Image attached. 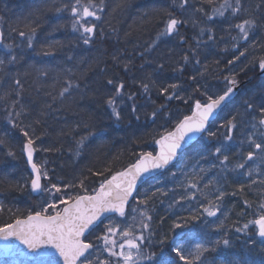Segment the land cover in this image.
<instances>
[{"label": "snow or ice", "instance_id": "obj_1", "mask_svg": "<svg viewBox=\"0 0 264 264\" xmlns=\"http://www.w3.org/2000/svg\"><path fill=\"white\" fill-rule=\"evenodd\" d=\"M203 2L214 5L215 0H203ZM173 4L180 10L181 15L177 16L171 11L167 13L168 18L163 22L164 27L157 32L155 39L146 43L144 51L139 53L144 61L139 67L143 78L137 79L133 75L132 80L142 90L143 94L147 95L153 88H156L158 95L164 98V103L153 107L151 112L147 114V118L153 123L157 118H164L165 121L171 120L170 102L173 100L182 101V103L189 105L191 115L185 114L182 119L175 122V126L171 130L165 128L158 138L154 137V143L158 148L155 153H140L134 163H130L122 170L113 172L111 168L105 169L111 175L105 176L99 183V187L94 188L91 194L87 192L84 183L87 177L79 179V186L84 194L71 196L67 195L61 186L51 181L47 169L42 171V166L37 165L34 161V152L38 150L36 141L40 140L44 133L37 135L35 126L42 123L41 117L47 115V110L54 109L58 100L62 103L72 97L74 93H85L89 87L86 83L89 74L95 72L96 68H99L101 73L105 72V69L99 67L97 61H89L86 58H77L72 55L67 56V60L73 62L72 67L35 69L38 76L45 78H48L51 72H56V75L52 77V83L47 85L53 91L44 93L49 99L41 102L37 115L31 123L24 124L22 118L30 114V109L28 104L23 103L22 93L25 89L24 82L19 78L20 73L18 71L14 73L12 69L23 59L21 53H17L16 49L23 51L24 42H26L28 49L35 50V41L41 25L37 21H32L25 22L23 28H12L11 32L17 33L21 42L5 43L2 39L4 34L0 32V47L6 54L4 58H0V72L4 73L5 76H10L15 85L0 99L11 100L6 108L7 121L13 128H19L20 135L25 138L21 151L26 155L27 163L31 168V174L25 178L24 184L17 183L14 186L9 184V188L16 191H27V184L30 182L28 195L31 197L36 194L47 205L42 210L35 211L34 214L29 212L25 218L16 217L13 223L0 227V240L15 238L35 257L46 258L40 260V264H264V254H262L264 253V188L259 190L253 188L257 183L264 185V169L257 171L252 166L257 160L264 163V86L259 89L258 103L254 93L245 94L246 98L237 108L236 114L227 120L226 124L221 125L226 131L218 135V132L210 130L209 125L214 120L217 111L221 109L222 104L236 94L235 89L239 82L234 74L229 73L223 77L225 84L223 93L213 92L212 89L215 85L210 84L207 79L211 65L201 59L202 56L206 59L207 55L210 54V49L213 46H218L214 35L216 18H220L222 23L227 25L223 31L230 36L232 41L233 57L227 61L229 66H234L241 58L248 59L251 55L249 49L254 53L264 48V43H261V40L264 39V0H255L254 4L248 0H222V3L219 6H213L210 12L202 6L197 7L195 4H190L189 0H173ZM127 7L126 2H117L111 9V13L124 11ZM65 10H69L73 17L71 30L73 33H78L79 42L84 45L91 44L97 34V28H100V38L102 40L105 38L103 28L98 23L91 22H100L104 19L102 14L107 10L105 0H99L98 3L96 0H73L71 4H64L63 7L55 9L57 13H62ZM189 11L200 13L209 23H198L197 19L190 18L193 26L199 29V35L194 37L195 44L189 45L188 52L182 55L183 63L177 60L172 72L179 73L182 77L189 65H192L194 71L189 73L186 79L179 80V82H168L165 86L160 84L157 79L165 71L163 60L155 61V67L151 72H147L145 65H151L154 62L150 58H145V54L155 52L159 44L165 42L162 38L174 39L179 37L181 45L186 43V37L180 34L179 26L188 24L189 20L183 18V14ZM237 18H241L239 22H235ZM232 29L237 31L236 35L231 34ZM206 34L207 39L204 40L203 37ZM224 39L225 37L221 36V40ZM57 44L60 42L49 43L46 48L36 52V55L45 57L55 55ZM60 46L63 47L62 44ZM222 50L226 51L227 49ZM170 54L171 50H169V56ZM112 59L117 64L120 63L119 57L113 56ZM214 63L217 67L219 66L218 60ZM251 63L258 64L259 70L264 73V55L253 56ZM94 64L96 65L95 68L93 67ZM218 70L220 73L223 72V69ZM123 71L125 73L132 72L131 60L124 63ZM27 74V72L24 73V75ZM46 84L47 80L41 82L36 88V93L39 94ZM57 84L60 85L58 92L55 91ZM107 85L114 87V92L107 95L104 101L111 109V115L117 121L122 119L119 108L122 103L126 102L124 100L126 96V100L132 102V113L139 120L138 113L141 105L137 103L138 94L135 92L126 93L123 80L117 81L108 78ZM12 96H15V99H11ZM200 97H204V99ZM31 103L35 104L36 101L32 100ZM152 103L155 104V101ZM18 104L20 108L17 111L15 107ZM84 126L89 127L88 124ZM238 129H249L246 140L242 139L240 144L246 143L251 150L244 153L242 160L231 165L228 153L234 147L237 148L238 153L242 151L241 148L237 147L234 139ZM91 135L94 133L89 131L87 135L80 137L77 141L75 155H79V149L85 145V141ZM220 136L223 137L222 141ZM196 137H202L205 140H217L214 150L206 149L198 155L199 160L204 161H209L210 156L215 158L208 163L207 168L200 166L199 171L201 173L207 175L214 169H218V171L213 179L208 180L204 185L205 188H209L208 192H204L199 187L203 176L199 179H193L187 184L185 194L181 195L169 207L179 205L183 200H192L199 196L207 201V205L202 207L200 215L206 214L207 217H217L218 213L222 211L226 196L242 194L245 209H251L254 201L246 198L245 189L247 188L252 193H258L259 202L256 209L251 213L253 218L242 225L237 222L231 229V231L247 237L244 241L243 254L225 251L231 249L233 244L227 238L229 230L225 228L224 221H221L214 229L217 232L223 230L221 239L213 240L210 236H205L202 242L195 243V246L191 248L176 240L167 251L162 247L159 252L151 251L150 248L145 247V245L152 244V240L147 239L145 233L149 237L153 235L151 227L153 218L150 215V211L153 209L149 207V203L157 192L161 195H167L161 189H156V192L151 193V195L145 193L143 199H138L136 206H132V213L137 214L140 218L137 229L134 230L132 224L122 227L123 221L128 217L126 207L129 206L130 198L133 197L134 192H138V182L142 180L145 174L156 170L160 172L167 170L168 166L181 155V150L190 145ZM4 143L5 141L0 140V144ZM51 150L44 149V151ZM7 155L13 159L17 158L16 152L11 149L8 150ZM199 160L197 165H199ZM229 173L233 175L230 176ZM254 174L260 176L261 179L257 181ZM92 175L104 176V172L92 171ZM221 179L224 183L231 180L237 186L236 191L226 192L223 185H220ZM42 180H47L49 183L44 184ZM64 187L72 188L76 185L70 183ZM189 189L193 191L189 192ZM57 200L59 204L64 205L63 208L58 207ZM49 209L52 211L49 212ZM116 216L122 218L121 222L118 223L115 220ZM132 219L135 221L136 215H133ZM225 219H227L226 214ZM104 220H107V223H104ZM100 224H103V230L96 235V229ZM183 227H186V224H174L176 229ZM136 230L140 232L139 235L135 234ZM92 235H95V240L99 243H93L87 239L88 236ZM117 235L122 238L119 244L115 239H112ZM164 243V240L160 241L161 245ZM254 245L260 248V253L256 255L252 254V246ZM117 247L120 251H116ZM4 250L7 254L12 253V249L8 245H5ZM103 253H107L108 258H101ZM209 253H219V255L210 257ZM225 256L227 259H224Z\"/></svg>", "mask_w": 264, "mask_h": 264}, {"label": "trees", "instance_id": "obj_2", "mask_svg": "<svg viewBox=\"0 0 264 264\" xmlns=\"http://www.w3.org/2000/svg\"><path fill=\"white\" fill-rule=\"evenodd\" d=\"M73 0H0V19L3 20L4 25V42L15 43L21 42V38L17 33L11 32L14 27L23 28L25 22L37 21L41 26L38 29L37 39L35 41L36 48L28 49L26 42L23 51L16 49L17 53H21L23 59L12 69V71L19 72V78L24 82L25 91L22 93L23 103L29 105L30 114L22 118L24 124L31 123L36 117L37 111L41 106V102L49 98L44 95L46 91H53L47 85L52 83V77L56 75L53 71L48 78L38 76L35 69L48 68L59 69L72 67L73 62L67 60L68 55L77 58H86L89 61H97L99 67L104 68L105 72L101 73L99 68L95 72L89 74L86 81L88 90L85 93H74L72 97L64 100L62 103L58 100L54 109L47 110V115L41 117L42 123L36 127V134L41 135L40 140L36 141L38 150L35 151V162L42 166V171L47 169L52 182L57 183L62 187L67 195L75 196L77 194L83 195L84 191L79 186V179L87 177L85 185L87 192L92 193L94 188L99 187V183L110 176L111 173L105 171L111 168L112 171L122 170L130 163H134L142 152L155 153L154 137L158 138L159 134L164 129L171 130L175 126V122L182 119L185 114L190 115L191 110L189 105L182 103V101L173 100L170 102L171 120L165 121L164 118H157L155 123L147 118L153 107L164 103V98L158 95L157 89L153 88L147 95L142 93V90L133 83L132 77L135 75L137 79H142L143 75L139 71L140 65L144 62L139 53L144 51L146 43L151 42L156 38L157 32L164 27V21L167 20L169 11L175 15L180 16V10L174 6L173 0H105L107 10L102 14L104 19L98 23L105 32V38L102 40L99 36L100 28H97V34L93 38V42L89 45H84L79 42L78 33H73L71 24L73 17L69 10L62 13L55 11L58 7H63L64 4H71ZM98 3L99 0H96ZM117 2H126L128 7L124 11H117L111 13V9ZM254 4L255 0H248ZM190 4H195L197 7H204L207 11H211L213 6H219L222 0H215L214 5L204 3L203 0H189ZM147 14V15H145ZM228 15V13H226ZM183 18L188 19L187 25H180L179 32L186 37V43L181 45L179 37L176 38H162L165 42L160 43L157 50L153 53H146L145 58H150L154 63L145 65L146 71L151 72L155 67V61L163 60L165 71L158 76L160 84L168 82H179V80L186 79L189 73L194 71L192 65L185 69L184 76L179 73H173L172 68L175 62L179 60L181 63L182 55L188 52L189 45L195 44V36L199 35V29L194 27L190 18L197 19L198 23H209L205 21L200 13H193L189 11L183 14ZM242 18V17H241ZM241 18H237L235 22H239ZM227 25L223 24L220 18H216L214 26V35L218 42V46H213L210 49V54L206 59L202 56L201 59L205 63L211 65L209 68L208 82L215 87L213 92L222 94L225 90L223 77L234 74L239 83L252 79L245 87H243L236 99L231 102L224 111L219 115L217 120L210 127L213 132L223 133L226 131L221 125L226 124L227 120L231 119L236 114L237 108L241 105L246 93H254L256 95L257 103L259 102V89L264 86V77H257L258 64H252L253 56L264 55V48L252 52L248 59L241 58L234 66H229L227 61L232 59V41L230 36L223 31ZM114 29V30H113ZM232 35H236L235 29L231 30ZM221 36L225 39L222 41ZM207 39V34L203 37ZM60 42L56 45L55 55L42 56L36 55V52L46 48L49 43ZM211 44V42H209ZM264 43V39L261 40ZM63 45L61 47L60 45ZM222 49H227L223 51ZM169 50L171 54L169 56ZM117 56L120 63L117 64L112 57ZM4 52L0 49V58H4ZM129 60L132 61V72L125 73L123 71L124 63ZM219 61V66L214 63ZM34 66V67H32ZM11 67V66H10ZM95 68L96 65L94 64ZM237 69L236 72L233 69ZM218 69H223L220 73ZM27 72V75L24 73ZM113 78L117 81L123 80L125 83V92H135L138 94L137 103L141 105L139 109L140 119L131 111V101L126 100L120 105L119 110L122 113V119L117 121L111 115V109L106 105L105 97L114 92V87L107 85V79ZM47 80V84L41 89L40 93H36V88L41 82ZM82 83H85L82 81ZM15 85L10 76H5L0 72V98L5 96L6 92L13 89ZM60 85L57 84L55 89L59 91ZM99 89V91H97ZM204 99V97H200ZM11 99H15L12 96ZM36 103L32 104L31 101ZM155 101V104L152 103ZM11 100L0 99V140L5 141L0 144V227L8 223H13L16 217L25 218L29 212L42 210L47 205L43 203L40 197H30V187L27 184V191H16L9 188V184L16 185L17 183L24 184L25 178L29 176L27 166L24 162L23 153L21 151L25 138L20 135L19 128H13L7 121L6 108ZM20 105H16L15 110H19ZM239 120V117H237ZM88 124L89 127L84 125ZM91 131L94 135L88 136L85 145L79 149V155H75L77 150V141L81 136L87 135ZM249 129L236 130L235 142L237 147L241 148V152H237L234 147L229 155V163L234 165L238 160H242L244 153L249 149L245 143L240 144V141L246 140V135ZM204 138L184 153L179 161L167 172L149 181L136 195L134 201L128 209V217L123 221L122 226L127 225L132 211V206H135L138 199H143L145 193L151 195L156 192V189H161L167 195L156 193L155 197L149 203L152 216L151 227L152 236L145 233L147 239L152 240L151 245H145L151 251L159 252L163 247L166 251L176 240L184 243L188 247H194L195 243L202 242L205 236H210L213 240L221 239L223 230L217 232L214 229L221 221H224L225 228L229 230L228 237L233 244L231 249L225 250L227 252L243 254L244 241L247 237L231 231L233 226L239 222V225L247 222L253 218L251 213L256 209L258 201V193L249 192L245 189L246 198L254 201L251 209H245L242 194L236 196L228 195L222 205L221 213L217 217H207L200 215L202 207L207 205V201L197 196L192 200H183L181 204L169 207L174 204V201L179 199L181 195L185 194L187 184L193 179L200 180V189L208 192L209 188L204 185L208 180H212L218 169H214L205 175L199 171L200 166L208 167V163L213 161L214 157H209V161L199 160V153L206 151V149H213L217 145V140H206ZM220 140L223 137L220 136ZM11 149L16 152V159L7 155L8 150ZM44 149H52L51 151H44ZM199 160V165L197 161ZM218 163V161H216ZM251 163V162H250ZM259 171L264 169V163L257 160L252 165ZM92 171L104 172V176H93ZM175 173V175H173ZM229 175H233L229 173ZM254 178L259 181L260 176L254 174ZM48 184L49 181L43 180ZM75 184L76 187L65 188V185ZM220 185L223 189L232 193L236 191L237 186L230 180L228 183L220 180ZM219 186V185H217ZM253 188L259 190L264 188V185L257 183ZM213 191L215 189H212ZM189 192L193 190L189 189ZM59 196V194H57ZM163 201V203H161ZM58 207L63 208L64 205L59 204ZM143 207V206H140ZM52 210L49 209V212ZM242 213H244L242 215ZM225 214L227 219H225ZM198 217V218H197ZM190 218V219H185ZM122 218H115L116 221L121 222ZM207 221V223H205ZM175 223L186 224V227L176 229ZM103 230V225L96 230V235ZM95 235L90 236L93 243L97 241L92 239ZM120 243L121 237H113ZM164 240L163 245L160 241ZM116 251H120L117 247ZM260 253L258 246H252V254ZM264 254V253H262ZM95 255V253H94ZM210 257H217L219 253H209ZM101 258H108L107 253H103ZM224 259H227L225 256ZM28 264L16 263L13 261L0 262V264ZM29 264H40L37 263Z\"/></svg>", "mask_w": 264, "mask_h": 264}, {"label": "water", "instance_id": "obj_3", "mask_svg": "<svg viewBox=\"0 0 264 264\" xmlns=\"http://www.w3.org/2000/svg\"><path fill=\"white\" fill-rule=\"evenodd\" d=\"M0 32H2V29H1V26H0ZM4 40V36L2 38ZM1 48V47H0ZM258 77H264V73H261V71L259 70L258 68V74H257ZM251 80H248L247 82H250ZM247 82H243L241 83L240 85L238 84V87L235 89V95L229 99V100H226L223 104H222V107L221 109H219L216 113V116L214 118V120L210 123L209 127L212 126V124L217 120L218 116L220 115V113L226 108V106L228 104H230L232 101H234L237 97V94L239 93L240 89L245 86L247 84ZM191 115V114H190ZM202 137H196L195 140L190 144V145H187L185 146L182 150H181V155L186 153L189 149H191L194 145H196L198 143V141L201 139ZM155 150L158 151V148L157 146L155 145ZM35 154V152H34ZM180 155V156H181ZM174 160L172 162V164H170L168 166V169L165 170L164 172H160L158 170L156 171H153L151 173H148V174H145V176L142 178L141 181L138 182V192L151 180L155 179L156 177L162 175L163 173L167 172L169 169H171L177 162H178V159L179 157ZM23 157H24V161H25V164L27 166V169H28V173L29 175L31 174V168L30 166L28 165L27 163V159H26V155L23 154ZM35 158V157H34ZM35 161V160H34ZM138 192H134L133 193V197L130 198V202H129V206L130 204L133 202L135 196L137 195ZM35 197L36 194H33ZM129 206L126 207V212L129 208ZM118 217V216H116ZM107 220H104V223L106 222ZM102 224L99 225V227L101 226ZM98 227V228H99ZM97 228V229H98ZM96 229V230H97ZM90 236L87 237V239L89 238ZM83 239V238H82ZM5 245H8L11 247L12 249V253L11 254H7L5 252ZM51 251V250H49ZM42 259H46L44 257H35L31 252H29V250L24 246L22 245L18 240H16L15 238H9L8 240H0V262L2 261H16V262H22V263H34V262H37L39 260H42Z\"/></svg>", "mask_w": 264, "mask_h": 264}, {"label": "rangeland", "instance_id": "obj_4", "mask_svg": "<svg viewBox=\"0 0 264 264\" xmlns=\"http://www.w3.org/2000/svg\"><path fill=\"white\" fill-rule=\"evenodd\" d=\"M0 21H1V25H4V22H3V20L2 19H0ZM2 50H3V48H2ZM3 52H4V50H3ZM4 55H6L5 53H4ZM236 68L235 69H233V71L234 72H236ZM203 143H206V140L204 139L203 140ZM25 181V180H24ZM45 184H47L46 182H45ZM28 185H29V187H30V182L28 183ZM135 206H136V204H135ZM244 208H245V205L243 206ZM133 215H136V220L135 221H133V219H132V216ZM139 216L137 215V214H131V217H130V219H129V221L127 220V223L128 224H132L133 225V228H134V230L135 229H137L138 228V222H139ZM118 223H119V221H117ZM107 223V222H106ZM123 227V226H122ZM135 234L136 235H139L140 234V232L138 231V230H136L135 231ZM117 236H119V235H117ZM92 239H94L95 240V236L92 238ZM112 239H113V237H112ZM96 243H99L98 241L96 242ZM14 264V263H13Z\"/></svg>", "mask_w": 264, "mask_h": 264}]
</instances>
